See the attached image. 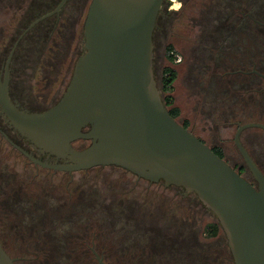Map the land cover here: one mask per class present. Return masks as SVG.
I'll return each mask as SVG.
<instances>
[{
    "label": "rangeland",
    "instance_id": "rangeland-1",
    "mask_svg": "<svg viewBox=\"0 0 264 264\" xmlns=\"http://www.w3.org/2000/svg\"><path fill=\"white\" fill-rule=\"evenodd\" d=\"M32 1L24 0V4L28 6ZM89 2L72 0L63 11L67 23L60 26L46 50H34L40 58L36 64L33 59L26 61L21 90L16 91L14 86L12 95L9 93L14 105L15 101L24 108L30 103L35 108L46 109L62 95L77 57L78 34L74 22L81 15L82 19L85 17ZM164 2L167 9L173 6L167 11L174 14L168 16L163 36L156 34L153 38L152 67L157 82L161 70L169 66L165 50L171 46L178 72L172 93L174 106L180 111L177 122L185 124L196 135L204 131L212 135L227 126L228 121L236 122L239 116H243L240 124L264 125L262 81L248 73L254 68L264 74V36L260 34L258 38L257 29L249 32V51L257 55L252 68L244 59L242 23L233 20V27L222 30L223 39L218 34L219 27L228 24L230 11L226 4L230 0ZM254 4L257 6L251 16L264 22V0H254ZM17 9L15 2L8 6V18L3 20L6 24H11L8 19L14 20ZM1 30L0 27V37ZM249 86L256 88V92L249 93ZM245 134L252 140L247 147L264 173V133L251 130ZM227 143L229 152L236 155L232 142ZM4 157L0 153V239L19 254H27L25 249L31 241L39 242L31 244L33 249L47 251L44 262L24 260L17 261L18 264H85L86 256L76 252L82 236L92 225L101 233L100 240H96L97 248L110 264H133L136 260L138 264H156L155 260L166 262L168 259L177 260L175 264H230L224 260L228 250L223 247L222 234L215 239L203 235L204 226L212 218L205 219L203 214L184 218L177 209L173 214H166L169 210L166 203L177 208L188 202L171 189L162 191L155 186L130 182L112 168L94 170L74 176L68 190L76 207L66 209L67 203L58 205L64 197L61 184L66 179L64 176L46 178L40 173L42 189L48 190L40 199L27 198L20 184L30 179L34 168L16 155ZM243 177L254 184L250 174L245 173ZM56 190L61 191L56 193L58 196L49 193ZM151 197L156 200L153 202L157 203L156 212L147 207ZM182 238L183 243L179 242ZM151 246L155 250H150ZM164 250L166 253L162 255ZM12 257L17 260L16 256Z\"/></svg>",
    "mask_w": 264,
    "mask_h": 264
},
{
    "label": "water",
    "instance_id": "water-1",
    "mask_svg": "<svg viewBox=\"0 0 264 264\" xmlns=\"http://www.w3.org/2000/svg\"><path fill=\"white\" fill-rule=\"evenodd\" d=\"M66 0H62L57 12ZM164 0H91L83 54L59 100L39 113L20 110L9 96V59L0 80V115L40 153L68 161L60 172L116 167L150 183L194 193L216 218L233 264H264V176L234 145L256 188L171 118L152 67L153 31ZM75 141L88 142L75 150ZM0 264H14L0 244Z\"/></svg>",
    "mask_w": 264,
    "mask_h": 264
},
{
    "label": "flooded vegetation",
    "instance_id": "flooded-vegetation-1",
    "mask_svg": "<svg viewBox=\"0 0 264 264\" xmlns=\"http://www.w3.org/2000/svg\"><path fill=\"white\" fill-rule=\"evenodd\" d=\"M3 1L4 2L0 0V14L2 13V15H0V20H1L0 27L2 29L1 32L3 33V36L0 37V48L3 49L2 53L0 54V80L2 79L3 74H4V65L6 64V61L9 59V66H8L9 81L11 80L20 81L22 80V77H24L25 71L23 72V70H24V64H26V61L33 59V64H36L37 59L40 58V56L36 57L35 53L33 52L34 48L46 50V47L52 40V37L54 36V34L55 35L58 34V30L60 29V26H64V24L67 23L66 20L63 19L64 17L63 11L66 9V7L69 4H71L72 0H66L65 3L61 6V8L57 12H55V10L62 0H59L52 7L51 10L46 9L49 5H51V0H33L31 4H29L28 6L24 4V0H3ZM6 1H8L9 3ZM169 1L173 3V1L175 0H169ZM13 2L17 4L18 9H17V14L13 17L14 20L8 19L10 20V23H11L9 25V24H6V22H4L3 20L4 18H8L6 12L9 13L8 6L9 5L12 6ZM88 6L86 8L85 17L87 14ZM172 7L173 6L168 7L169 11L172 9ZM226 7L227 9H229L230 14L228 15L229 20L227 21L228 23L227 26L224 25V27H222L223 31L224 30L227 31V29L230 28L233 20H234L233 22L235 21L239 23L241 22L243 29H244L242 49H245L247 54H250L249 46H250L251 40L249 38V32L250 30L252 31V29H257L258 38H261L260 34H262L264 30V22L260 20H256L251 16L249 0H230L229 5L226 4ZM21 9H23L22 12H20ZM44 9H46L47 11L43 12ZM82 17L83 15L79 16L74 22L76 23L75 30L77 31V34H78L77 45H76V48H77L76 60L84 52L83 50V42H84L83 27H84L85 17L83 19ZM66 18H68V15H66ZM262 19H264V16L262 17ZM165 25L166 23L164 24L162 23L161 28H158L157 30L158 35L163 36ZM246 32H247V35L245 34ZM8 35L9 37H7ZM248 73H251V75L256 76V78L262 80L263 87H264V74H262L261 72L255 69H252ZM15 90L16 91L19 90L18 85L15 86ZM60 97L61 96H59V98ZM59 98L57 99V101L59 100ZM56 102L51 104L50 107H52ZM14 103L18 108L24 111H27V112H31V113H39V112L45 111L46 109L50 108V107L46 109L35 108L34 106L31 107V104L26 105V108H24L20 104H17V102L14 101ZM239 117L240 118H238L236 122L228 121L226 124L227 126L217 129L214 133H212V135H210L208 131L200 132L199 135L192 133V131H190L188 128H187V131L193 134L202 144L208 147L219 159H221L236 174L243 177L245 173H248V174L250 173L245 163L243 162L240 154L238 153L237 148L234 145L235 133L240 127L247 125V124L261 125L263 127L264 125L259 122H249V123L240 124L242 121H239V119H242L241 117L243 116H239ZM251 130L253 131L257 130L258 132L264 133V129L259 128V127H252V128L244 129L240 132L238 136V140H239L240 145L249 155V157L251 158L253 163L256 165L258 170L264 176V173L259 168L257 161L252 156V153L247 147L250 144V142H252V140L249 137L244 136V135H246L245 133L247 131H251ZM229 140L232 142L236 155H234L232 152H229L228 145H227L228 144L227 141ZM82 142H84V145ZM87 145H88V142L86 141H75L71 144V147L75 150H81L87 147ZM18 149H20L21 151L27 153L28 155L32 156L34 159L46 165H54V164L64 165V164H67L68 161L65 159L56 158L54 156H51L45 153H40L36 148L32 147L23 138H21L17 134V132L14 131L0 115V153H3V155L5 156L4 157L5 159H7L6 157L11 154L18 156L19 158H22L25 161V163L32 166L35 171V173L30 177L29 180H27V182L24 185L20 184L21 191L25 196H27V198L35 199L38 197L40 199L41 197H43L44 195L43 193H45L48 190L47 188L42 189L43 184L41 180L38 179V176L40 173L46 178L47 176H50V175L51 176L61 175V176H64L66 179L62 180L60 177V179L62 180L61 182L62 188H64V190H62L64 191V197H62L63 200H61L62 202H59L58 205L62 206L63 204L67 203L64 207L68 209L69 206H72L71 208L73 209L74 207H76V204L71 203L72 200H70V198L72 195L70 194L68 190V186L74 183V176H79V175H82V174H85L87 172H91L94 170H104L105 168H109V169L112 168L116 171H119L120 174L123 176V178L124 177L128 178L127 180H129L130 182L142 183V184L147 185L148 187L155 186V187L160 188V190L162 191H165L166 189H171L174 191L173 193L177 197L188 199L187 203L183 204L182 206H178L177 208L176 207L172 208V206H170V203H166L167 207L169 208L166 214H173L174 212H176L174 210L177 209L178 212H181L183 216H185L184 218L189 219L193 215L197 216V215H202V214L205 217V219L212 218V220L210 219L211 221L207 222L206 225L204 226L203 235L205 237H210L209 239H212V238L215 239L218 237L219 233H221L222 234L221 239L222 240L224 239L223 247L224 249L227 248L228 250L225 236L223 232L221 231V228L215 216L202 205V203L198 200V198L196 197L194 193H187L183 188L178 187V186H165L163 182L161 181L157 183H150L143 179H139L136 176L122 169L116 168V167H96V168H91L88 170H81V171H75V172L54 171V170H50L47 168H42L38 165H34ZM245 180L252 187L256 188L255 183L253 184L249 182L247 179ZM58 192H61V191L60 190H56L55 192L49 191V193H53L54 195H57V196L59 195V194H56ZM54 195H51V196H54ZM149 201H150V204L147 205L148 209L151 211L153 209L156 212V208L154 207H156L157 203H153V202H156V200L153 197H151L149 198ZM191 213L193 214L191 215ZM215 227H217L218 230L216 231V234L212 236L211 233H213V230L215 229ZM152 228L153 226L150 228V230H153ZM207 228H208L209 236L207 233L204 232L205 229ZM100 236H101V233L95 228V225L94 226L92 225L90 230H88L84 234V237L82 236L81 243L79 245L80 247L77 248L78 251L76 253H80V254L83 253L84 256L86 257L89 254H91L94 256V259L98 262V264H110L108 263V260L105 259V255H103L102 252L99 251V249L97 248L96 240H100ZM184 240H185L184 238L179 239V242L183 243ZM150 250H155V249L153 246H151ZM161 253L162 255H165L166 250L162 251ZM205 258L209 259L208 256H206ZM224 260L227 263L233 264L229 250H228V256ZM85 262H87L88 264V262H91V261L85 260ZM154 262H156V264H175L177 263V260L168 259V261L166 262H163L162 260L160 262L155 260ZM133 264H138V261L136 260L135 263Z\"/></svg>",
    "mask_w": 264,
    "mask_h": 264
},
{
    "label": "trees",
    "instance_id": "trees-1",
    "mask_svg": "<svg viewBox=\"0 0 264 264\" xmlns=\"http://www.w3.org/2000/svg\"><path fill=\"white\" fill-rule=\"evenodd\" d=\"M58 1L59 0H51V5H49L46 9L51 10L52 7ZM249 4H250V12H252L254 6H257V5L254 4V0H249ZM46 9H44L43 12H46L47 11ZM171 14H174V13L168 12L167 11V4H166V2H163L161 11L158 13L157 18H156L155 28H154L153 36H152V41H153V38L155 37V35L157 34L158 28H161L162 23L164 24V23L167 22L168 16H170ZM222 27H224V25L219 27L220 31L218 32V34L220 36H222L220 39H223V35H222V30L223 29H222ZM261 35L264 36V33H262ZM37 49H39V48H34V50H36V51H37ZM34 50H33V52H35ZM173 52H174V50H173V48L171 46H168L166 48V50H165V59L168 62L169 66H166V67H164L161 70L160 77H159V80L156 82V85H157L158 93H159V96L161 98L162 104L167 109V111H168L169 115L171 116V118H173L174 120L177 121V118L180 115V111H179V109L176 106H174L172 93L174 91V84H175L176 79L178 77V72L174 68L176 66L174 64L175 60L173 58ZM243 54H244V59L246 61H248L249 65L250 66L253 65L254 64L253 60H255L257 58V55L253 54V53L247 54L245 49H244V53ZM215 55H218V52H216ZM251 67L253 68L254 66H251ZM224 74L227 75L226 72ZM231 75H233L232 72H231ZM260 81H262V80H260ZM20 84H21V81H14V80L9 81V93H10V95H12L13 90H14L13 87L16 86V85L19 86V91L21 90ZM263 88L264 87H263V82H262L260 89H263ZM248 89H249V93H253V91L256 88L249 86ZM254 92H256V91H254ZM259 98H261V97H259ZM28 104H30V103H26L25 105H28ZM31 107H33V105H31ZM181 126L184 129L187 130V126L185 124H182ZM82 143L84 145V142H82ZM217 230H218L217 227H215V229L213 230V233H211V235L214 236L216 234ZM204 232L207 233L208 236H209L208 228L205 229ZM0 242H1V245L3 246L4 250L10 256L11 259L13 258L12 256H16L17 257V260H13L12 259L14 264H18L17 261L24 262V260H29V261L31 260L32 262H44L45 260H47V258L45 256L47 251L45 252V251H42V250L37 249V248L33 249L31 247L32 243H38L39 244L38 241H33V242L31 241V243L29 242L28 243L29 247L26 245L27 247H26V249L25 248L24 249L26 250L27 254L26 253L19 254L20 252H18L17 250H13V249H10L9 247L5 246L1 239H0ZM14 251H17V252H14ZM12 252H14L16 255L15 254L13 255ZM78 257H76V258H78ZM84 258L87 261H91V262H88V264H98V262L94 259V256L91 255V254H89L87 257H84ZM20 264H22V263H20ZM85 264H87V262H85Z\"/></svg>",
    "mask_w": 264,
    "mask_h": 264
}]
</instances>
